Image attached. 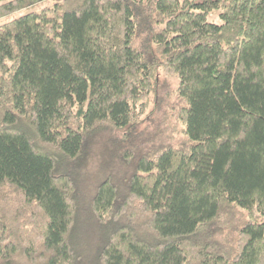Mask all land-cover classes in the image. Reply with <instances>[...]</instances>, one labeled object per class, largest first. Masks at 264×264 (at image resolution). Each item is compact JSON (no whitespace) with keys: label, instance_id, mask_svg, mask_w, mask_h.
Here are the masks:
<instances>
[{"label":"trees","instance_id":"trees-1","mask_svg":"<svg viewBox=\"0 0 264 264\" xmlns=\"http://www.w3.org/2000/svg\"><path fill=\"white\" fill-rule=\"evenodd\" d=\"M90 254L264 264V0H60L0 24V264Z\"/></svg>","mask_w":264,"mask_h":264},{"label":"rangeland","instance_id":"rangeland-1","mask_svg":"<svg viewBox=\"0 0 264 264\" xmlns=\"http://www.w3.org/2000/svg\"><path fill=\"white\" fill-rule=\"evenodd\" d=\"M57 1H60V0H45V1L41 2V3H39V4L25 6V7L21 8V9H18L16 11L12 12V13H9L7 15H3L0 18V24H2L4 22H7V21H9V20H11L13 18L18 17V16L24 15V14H26L28 12L40 11L43 7L51 6L54 2H57ZM208 20L209 21H213L215 23H220V19L218 18V16H217L216 13L210 14L208 16ZM158 74H159V78H164V75L162 74V70L158 69ZM146 112H147V110H146ZM145 115H146V113H145ZM83 166L84 165H80L77 170H81L83 168ZM88 229H87V233H88ZM80 234L81 233H79L78 235L75 236V239L76 240H79ZM22 236L25 238V235L24 234H22ZM28 236H29V234H27V237ZM30 236H31V238L33 237V235H30ZM200 239L201 240H204L203 237H201ZM91 240H92V238H91ZM86 245H88V243ZM91 246H92V242L89 241V247H91ZM88 259H89V261H88L87 264H93L94 263V260H92V259H94V256L92 254L89 255V258Z\"/></svg>","mask_w":264,"mask_h":264}]
</instances>
